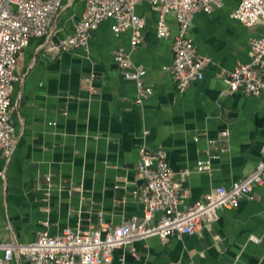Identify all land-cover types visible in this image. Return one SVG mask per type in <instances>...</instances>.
<instances>
[{"label": "crops", "instance_id": "0c3cea01", "mask_svg": "<svg viewBox=\"0 0 264 264\" xmlns=\"http://www.w3.org/2000/svg\"><path fill=\"white\" fill-rule=\"evenodd\" d=\"M240 1L222 0L212 14L195 16L190 37L211 63L203 80L181 92L168 70L177 33L173 16L172 36L159 38L157 13L144 3L137 8L147 20L138 48L132 50L129 33L115 36L107 21L87 47L54 54L49 44L72 36L85 8V0H65L48 35L31 40L18 59L10 109L16 145L8 156L0 151V244L97 228L99 214L112 227L142 218L135 192L144 184L138 175L143 144L167 152L184 206L230 187L264 161V95L232 92L223 79L250 62L251 40L264 37L262 23L247 28L231 17ZM119 47L147 70L153 93L142 102L114 60ZM200 162H210L211 170L199 171ZM255 195L220 210L201 235L136 241L117 249L111 264H264V186ZM11 264L27 263L16 253Z\"/></svg>", "mask_w": 264, "mask_h": 264}, {"label": "built area", "instance_id": "2783aa9c", "mask_svg": "<svg viewBox=\"0 0 264 264\" xmlns=\"http://www.w3.org/2000/svg\"><path fill=\"white\" fill-rule=\"evenodd\" d=\"M64 2L0 0V151L5 156L10 155L16 145L10 109L19 56L31 40L48 35ZM144 3L157 13L156 34L159 38L172 36L168 17L173 16L176 20L174 58L168 70L179 90L184 92L204 79L205 70L211 63L209 57L198 53L190 37L193 20L199 13L212 14L221 8L222 0H85L75 33L60 42H51L48 51L59 54L87 47L93 32L107 21L113 22L115 36L129 33L132 50L138 48L143 44L147 20L137 13V8ZM231 17L247 28L259 23L264 25V0H241ZM114 60L123 78L135 82L138 102L152 95V88L145 83L147 70L134 64L129 51L119 47L114 52ZM93 78H86L87 83L91 85ZM223 79L232 92L257 98L264 95V37L251 40L250 62L239 63ZM90 88L94 91L92 86ZM148 134L149 131L144 132V136ZM139 153L138 175L144 184L135 195L144 206L142 218L133 217L112 227L105 224L99 214L97 228H65L57 235L42 232L34 243L26 245L0 244V264H11L16 253L27 264H111L117 249L136 241L159 236L163 242H168L173 237L201 235L203 228H212L219 220L220 210L235 209L244 200L257 199L256 188L264 186L262 161L244 179L235 181L230 187L220 186L203 199L184 206L185 196L168 163L167 152L151 150L143 144ZM198 170H211L210 162H200ZM47 180L51 181V176ZM156 215L159 218L153 223ZM251 240L260 242L256 236H251Z\"/></svg>", "mask_w": 264, "mask_h": 264}]
</instances>
